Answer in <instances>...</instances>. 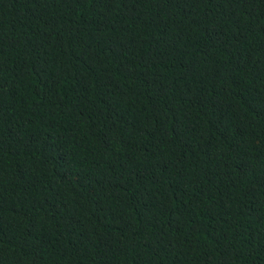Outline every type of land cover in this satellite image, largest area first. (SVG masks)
<instances>
[{
	"label": "trees",
	"instance_id": "1",
	"mask_svg": "<svg viewBox=\"0 0 264 264\" xmlns=\"http://www.w3.org/2000/svg\"><path fill=\"white\" fill-rule=\"evenodd\" d=\"M0 264H264V0H0Z\"/></svg>",
	"mask_w": 264,
	"mask_h": 264
}]
</instances>
